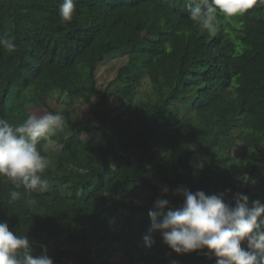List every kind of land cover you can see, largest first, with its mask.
Masks as SVG:
<instances>
[{
	"label": "trees",
	"instance_id": "trees-1",
	"mask_svg": "<svg viewBox=\"0 0 264 264\" xmlns=\"http://www.w3.org/2000/svg\"><path fill=\"white\" fill-rule=\"evenodd\" d=\"M61 3L0 0V35L17 44L0 51V117L65 116L38 145L51 161L48 190L33 194L36 206L9 205L13 186L0 183V221L54 264H215L207 249L173 252L149 212L158 199L180 207L178 187L264 203V7L220 18L211 36L184 0H75L63 23ZM115 54L128 60L101 87L100 66ZM55 94L89 115L52 106Z\"/></svg>",
	"mask_w": 264,
	"mask_h": 264
},
{
	"label": "clouds",
	"instance_id": "clouds-1",
	"mask_svg": "<svg viewBox=\"0 0 264 264\" xmlns=\"http://www.w3.org/2000/svg\"><path fill=\"white\" fill-rule=\"evenodd\" d=\"M188 19L211 36L216 35L220 18L243 16L264 0H184ZM76 11L75 0H62L60 21L71 22ZM17 50L14 36L0 35V51L13 54ZM65 116L61 112L31 113L22 122L10 123L0 117V183L13 186L8 204L24 199L36 206L34 193L48 190L45 172L51 161L42 155L41 141L51 143L63 131ZM203 168V162L199 165ZM164 188L163 194H168ZM230 191V190H228ZM175 195L183 197L178 208L170 207L167 199H158L159 211H150L153 230L177 254L207 249L205 255L215 264H264V203L256 200L249 206V197L237 193L233 203L225 202V192L208 195L178 187ZM166 210V211H165ZM149 247L154 244L145 237ZM242 245H244L242 247ZM0 264H54L46 247L36 255L28 235L14 233L9 224L0 221Z\"/></svg>",
	"mask_w": 264,
	"mask_h": 264
},
{
	"label": "rangeland",
	"instance_id": "rangeland-1",
	"mask_svg": "<svg viewBox=\"0 0 264 264\" xmlns=\"http://www.w3.org/2000/svg\"><path fill=\"white\" fill-rule=\"evenodd\" d=\"M127 60L128 57L126 54H115L102 63L98 72L100 86L106 87L107 84L117 76L119 68L124 65ZM119 94H122V91L119 92ZM51 104L60 110L65 109L66 107L75 109L78 113H81L83 117H87L89 115L88 107L78 98H70L55 94V96L51 98ZM45 112L49 111L46 109L39 110L37 114H43ZM91 138L100 140V136L97 134H89L84 136L85 140H89ZM52 147H54L53 144L52 146L49 145L48 149Z\"/></svg>",
	"mask_w": 264,
	"mask_h": 264
}]
</instances>
